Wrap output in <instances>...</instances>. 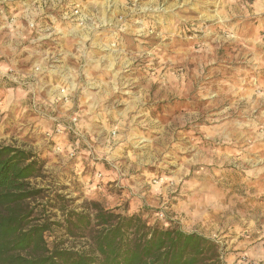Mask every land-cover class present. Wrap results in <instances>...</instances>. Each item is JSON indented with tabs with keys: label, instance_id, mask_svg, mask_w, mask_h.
<instances>
[{
	"label": "rangeland",
	"instance_id": "rangeland-1",
	"mask_svg": "<svg viewBox=\"0 0 264 264\" xmlns=\"http://www.w3.org/2000/svg\"><path fill=\"white\" fill-rule=\"evenodd\" d=\"M117 7V45L127 61L119 64L116 101H101L111 112L84 117L93 144L71 148L40 127L25 135L18 124L30 119L0 81V145L44 159L46 178L32 184L69 199V209L95 201L209 238L223 264H264V0H119ZM15 52L0 55L11 62ZM77 127L64 134L79 136V119Z\"/></svg>",
	"mask_w": 264,
	"mask_h": 264
},
{
	"label": "crops",
	"instance_id": "crops-1",
	"mask_svg": "<svg viewBox=\"0 0 264 264\" xmlns=\"http://www.w3.org/2000/svg\"><path fill=\"white\" fill-rule=\"evenodd\" d=\"M117 1L0 0V50L16 51L11 62L0 55V81L16 98V112L30 119L18 124L25 135L37 134L40 127L50 134L47 138L60 136L59 144L71 148L97 139L95 134L88 137L92 125L84 117L111 112L101 101L115 96L119 64L127 61L119 49L109 48L121 39L115 24ZM62 87L71 101L55 106ZM63 116L79 119V136L55 134Z\"/></svg>",
	"mask_w": 264,
	"mask_h": 264
},
{
	"label": "trees",
	"instance_id": "trees-1",
	"mask_svg": "<svg viewBox=\"0 0 264 264\" xmlns=\"http://www.w3.org/2000/svg\"><path fill=\"white\" fill-rule=\"evenodd\" d=\"M44 164L0 145V264H223L218 243L198 233L152 226L95 201L69 209V199L32 184L46 178Z\"/></svg>",
	"mask_w": 264,
	"mask_h": 264
},
{
	"label": "built area",
	"instance_id": "built-area-1",
	"mask_svg": "<svg viewBox=\"0 0 264 264\" xmlns=\"http://www.w3.org/2000/svg\"><path fill=\"white\" fill-rule=\"evenodd\" d=\"M117 21H121L120 18L117 17V20L115 22V24L117 25ZM31 28H33V24L29 25ZM106 27H112V24H107ZM117 29L119 30L120 27H118L117 25ZM121 29L123 30L124 28L121 27ZM109 48L112 51H116L118 49V45L117 42L113 41L111 42V44L109 45ZM83 51L85 52V50L83 49ZM71 99L69 97V95L66 92L65 88H59L57 91V96L54 99V104L56 105H68L70 103ZM78 118L77 117H73L71 119H69L68 123L66 124H60L57 129L55 130V134L60 135L62 134L63 131H65V129H67V131L72 132L74 134H76V131H78ZM67 125V126H66ZM114 134V133H113ZM98 177H100V174L97 175Z\"/></svg>",
	"mask_w": 264,
	"mask_h": 264
}]
</instances>
